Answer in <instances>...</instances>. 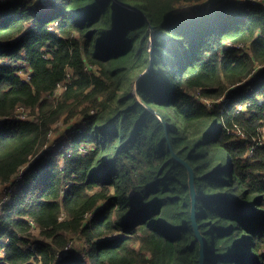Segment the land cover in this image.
Instances as JSON below:
<instances>
[{
	"label": "trees",
	"instance_id": "trees-1",
	"mask_svg": "<svg viewBox=\"0 0 264 264\" xmlns=\"http://www.w3.org/2000/svg\"><path fill=\"white\" fill-rule=\"evenodd\" d=\"M204 1L0 0V264H264V5Z\"/></svg>",
	"mask_w": 264,
	"mask_h": 264
},
{
	"label": "rangeland",
	"instance_id": "rangeland-1",
	"mask_svg": "<svg viewBox=\"0 0 264 264\" xmlns=\"http://www.w3.org/2000/svg\"><path fill=\"white\" fill-rule=\"evenodd\" d=\"M215 1L216 0H206V1L202 2L201 4H198V6H200V7H201V5H203V6L208 5L209 6L211 2L214 3ZM256 1H261V0H256ZM181 9L184 11V13H187L189 10H192V8H190V6H183ZM62 93H63L62 90H58L56 92V94L52 97L58 98L59 96H61ZM204 102H206V103L208 102L209 104H211L210 101H208V100L207 101L205 100ZM81 124H82V121L79 118H76L74 120V122L71 121V123H69V124H64L63 122L58 123L55 126L56 131L54 132L53 137L51 138L49 147L54 146V145H52L53 143H59V145H61L62 143L66 142V140H67L66 136L75 128L76 125H81ZM241 137H243V136L241 135ZM7 187H8V185L0 183V205H1L0 213L2 212L4 204L7 203L11 199V194L6 193ZM35 240H41V236H40L39 231L36 230V228H33V241H35ZM72 240L73 241L71 243H73V245L74 244L79 245L78 239H72Z\"/></svg>",
	"mask_w": 264,
	"mask_h": 264
},
{
	"label": "built area",
	"instance_id": "built-area-1",
	"mask_svg": "<svg viewBox=\"0 0 264 264\" xmlns=\"http://www.w3.org/2000/svg\"><path fill=\"white\" fill-rule=\"evenodd\" d=\"M239 1H240L241 3H245V2L248 1V2H250V3L253 4V5H264V2H263L264 0H261V1H256V0H239ZM6 63H7V62H6ZM7 64H8V63H7ZM19 74L23 77V79H24L25 81H29L30 78H31V71H30L28 65H26V64H22V65H21V70H20ZM66 85H67V80L64 81V82H62V83H60V84L58 85L56 92H57L58 90H62V91L64 92L65 89H66ZM56 92H55V94H56ZM55 94H54V95H55ZM54 95H53V96H54ZM239 110H242V107H240ZM28 118L30 119V111H28L25 107H19V108H18V111H17V114H16L14 117H12V118H6V117H1V116H0V127H1V125H2L5 121H7V120H11V119H13V120H16V121H17V120H18V121H24V120H28ZM53 134H54V133H53ZM53 134L50 135L49 143H48V144L46 145V147H45L46 150H52V149L55 147V145L57 144V143H53L52 145H54V146H50V147H49V144H50L51 138L53 137ZM69 134H71V132H70ZM241 135L243 136V138H245V135H244L243 133H239V136H241ZM22 172H23V171H22ZM22 172H20V174H18V175L14 178L12 184H7L8 187H7L6 193H10V194L12 193L14 185L20 181L21 176L23 175ZM7 203H9V201H8ZM7 203H5V204H7ZM5 204H4V205H5ZM0 207H1V205H0ZM3 207H4V206H3ZM30 225H31V227L36 228V224H35L33 221L30 222ZM36 230H37V229H36ZM35 246H36V244L31 245V246H30V249H31V250H34ZM3 256H4V254L1 253V254H0V260L3 258Z\"/></svg>",
	"mask_w": 264,
	"mask_h": 264
},
{
	"label": "water",
	"instance_id": "water-1",
	"mask_svg": "<svg viewBox=\"0 0 264 264\" xmlns=\"http://www.w3.org/2000/svg\"><path fill=\"white\" fill-rule=\"evenodd\" d=\"M154 49H155V46L153 45L151 54H153ZM191 193H192V199H193V204H194V207H193V217H194L195 211H196L195 207H196V199H197L196 191H195V187H194V177H192V181H191ZM195 228H196V234H197L198 239H200L202 241V237H201L196 225H195ZM205 255H206V253H205V243H204V241H202V250H201L200 264H205Z\"/></svg>",
	"mask_w": 264,
	"mask_h": 264
},
{
	"label": "clouds",
	"instance_id": "clouds-1",
	"mask_svg": "<svg viewBox=\"0 0 264 264\" xmlns=\"http://www.w3.org/2000/svg\"><path fill=\"white\" fill-rule=\"evenodd\" d=\"M31 245H34V244H31ZM31 245H29V248H30Z\"/></svg>",
	"mask_w": 264,
	"mask_h": 264
}]
</instances>
